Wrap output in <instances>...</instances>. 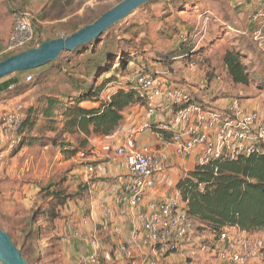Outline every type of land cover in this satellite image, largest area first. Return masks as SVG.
<instances>
[{
  "label": "rangeland",
  "instance_id": "rangeland-1",
  "mask_svg": "<svg viewBox=\"0 0 264 264\" xmlns=\"http://www.w3.org/2000/svg\"><path fill=\"white\" fill-rule=\"evenodd\" d=\"M121 1L123 0H0V51L12 30L14 15L17 13L32 15L37 41L54 40L66 38L67 26L74 24L82 29ZM235 5V0H155L140 6L108 29L99 37L98 43L114 38L115 43L123 44L126 38L134 50L138 48L140 51V60L147 61H153L160 54L171 53L182 45L193 48V55L191 53L190 57L195 54L197 56L191 61L182 59L172 61L170 65L152 63L153 72L174 84L178 80L182 83L181 86H185L183 83L186 81L193 90L200 86L203 89L198 92L199 97L209 98L217 91L215 77H220L223 88H232L238 96H243L239 101L242 106L245 104L246 111L250 110L264 117V50L258 48L253 41L255 27L251 24L252 4L249 2V24L236 11ZM233 48H239L245 54L242 62L247 66L245 73L250 77L247 86L234 85L226 77L223 59ZM67 54L63 53L62 56ZM110 67L112 70L115 65L111 64ZM49 70L50 67H42L17 73L18 84L0 94V118L21 107L20 114L26 115L30 110L27 114L29 119L39 118L37 128H40L44 120L41 108L46 99L57 96L62 98L69 88L64 83H58L57 79L45 80L44 75ZM138 72V68L133 67L128 76L116 74L101 93L102 100H107L119 84H124L128 79L133 80ZM29 76L32 77L31 82L26 81ZM206 76L213 78V82L207 84ZM99 83L100 80L97 81ZM189 91L192 92L190 89ZM248 100H252L250 107L245 103ZM60 126V121H57L55 131L44 132L43 136L37 130L31 131L30 136L41 139L31 147H27L28 139L24 138L11 153H6L11 140L6 138L4 147L0 149V154L5 156V161L0 163V228L10 234L20 252L25 251L30 242V239L24 238V232L35 230L38 240L32 249L38 253L39 259H36L34 253L27 255L29 264H74L75 261L63 251L65 243H58L62 237L59 238L52 230L53 223L40 217L42 210L51 202L44 198L41 190H59L65 196H71L69 202L74 201L78 197V188L80 189L79 186L75 188V176L89 163L94 137L86 139L80 134L66 135V141L63 142L77 150L75 155L67 157L62 155L63 150L67 149L66 145L58 147L50 141L63 140L57 136ZM84 140L86 144L83 143ZM109 152L113 154L111 149ZM98 163L95 162L96 165ZM205 235H201L199 240L208 241ZM260 239L264 245V233H259L258 240ZM188 240L181 244L182 247L188 246L187 250L176 249L174 253L162 258L160 264H218L212 254L201 250V241L193 242L194 237L191 235ZM261 253L264 256V248ZM117 263L111 250L103 249L99 264Z\"/></svg>",
  "mask_w": 264,
  "mask_h": 264
},
{
  "label": "trees",
  "instance_id": "trees-1",
  "mask_svg": "<svg viewBox=\"0 0 264 264\" xmlns=\"http://www.w3.org/2000/svg\"><path fill=\"white\" fill-rule=\"evenodd\" d=\"M157 2H163V0H157ZM21 14L23 13L15 14L14 19ZM78 30L80 27L77 25L67 26L65 37ZM100 38L77 48L67 56L61 55L55 62L43 66V68L50 67L44 75L45 80L57 79L58 83H64L69 88L62 98L57 96L46 99L41 108L44 120L40 128H37L39 118L29 119L27 117L30 110L26 115L21 113L22 123L18 133L22 142L24 138L28 139L27 147L41 140L30 136L31 131L37 130L40 136H43L44 132L53 133L57 121L61 123L57 136L63 140L57 142L56 139H52L50 141L58 147L66 145L67 149L63 150L62 155L67 157L75 155L77 150L71 149L67 142H63L66 141L64 138L66 135L80 134L86 139L90 136L111 137L122 125L128 109L134 106H145L136 83L138 76L158 77V74L152 70V63L160 62L170 65L172 61L183 59L189 62L197 56L195 54L190 57L193 48L182 45L172 50L171 53L155 56L153 61L151 59L149 61L140 60V51L138 48L134 50L128 39L125 38L123 44L115 43L114 38L98 43ZM48 41L51 40L39 39L37 41L34 38L25 49L1 57L0 62ZM243 55H245L244 52L239 48H233L223 59L226 77L234 85L247 86L249 83L248 78L250 77L245 73L248 69L242 62ZM111 64L115 65L112 70ZM133 67L139 70L135 78L119 84L116 91L103 101L100 97L101 93L114 80L115 75L119 73L128 76L129 70ZM15 75L6 78L7 83L2 91H7L11 86L18 84L17 80H12ZM58 76L62 77L58 78ZM205 79L207 83L213 80L207 76ZM98 80H100L99 84H97ZM175 84L181 86L182 83L177 80ZM157 126L158 124L152 122L150 130L168 140L172 139V131H164L158 129ZM83 143L86 144V141L84 140ZM174 188L184 203V213L191 221L185 240H188L190 235L198 238L200 233L205 232L206 235L211 236V239L204 242L201 240V242L213 248L220 234L226 229L236 228L249 235L264 229V154L239 155L234 160L216 159L205 165H196L192 171L177 181ZM41 191L44 193V198L51 202L46 209L42 210L40 217L52 222V230L56 231L60 213L72 198L65 196L59 190ZM7 234L10 236L9 233ZM24 235V238L30 239V242L25 247V251L22 250L20 253L29 264L27 255L34 253L36 259H39L38 253L33 252L32 249L38 238H36L35 230L24 232ZM12 242L14 243L13 240ZM174 252L175 250H171L169 253ZM262 259L264 260L263 254Z\"/></svg>",
  "mask_w": 264,
  "mask_h": 264
},
{
  "label": "built area",
  "instance_id": "built-area-1",
  "mask_svg": "<svg viewBox=\"0 0 264 264\" xmlns=\"http://www.w3.org/2000/svg\"><path fill=\"white\" fill-rule=\"evenodd\" d=\"M255 6L251 17L254 24L253 41L264 50V0H246ZM33 17L23 13L14 19L12 30L0 51V58L25 49L35 38ZM185 42V39L183 38ZM220 81V77H216ZM27 82L32 77L26 78ZM140 97L145 102L146 120L133 126L125 133L119 145H113V154L126 164L121 193L116 196V204L130 210L138 209L143 198L155 186L156 175L168 167L167 158L158 151L137 147V137L151 128V118L156 112L169 114L170 120L161 122L159 129L172 131L170 146L176 157L196 155V165H205L212 160H234L239 155L264 154V117L255 112H246L236 103L224 110L210 109L196 100L189 88L176 85L160 77L138 76L136 78ZM21 107L5 113L0 118V133L10 138L6 153L21 143L19 130L22 123ZM91 156L88 158V162ZM5 161L0 154V163ZM86 182L95 187L98 171L95 166H84ZM184 203L178 191L165 201H152L145 213H140L141 236L137 247L148 248L149 254L134 257L133 250L126 245L117 246L113 256L117 264H160L171 250L181 247L191 226V221L183 211ZM83 219L82 225H87ZM220 234L213 248L201 247L203 252L212 254L220 264H264L261 257L262 243L253 242L245 232ZM77 231L68 232L64 237L69 241L78 237ZM91 254L78 264H99L101 249L95 237L90 239Z\"/></svg>",
  "mask_w": 264,
  "mask_h": 264
},
{
  "label": "crops",
  "instance_id": "crops-1",
  "mask_svg": "<svg viewBox=\"0 0 264 264\" xmlns=\"http://www.w3.org/2000/svg\"><path fill=\"white\" fill-rule=\"evenodd\" d=\"M235 4L234 7H236V11L240 12L239 15L245 17L249 24V2L246 0H235ZM252 5L250 8L253 10L251 15H253L255 11V6ZM16 75L12 77V80H18V76ZM6 83L7 79L5 78L0 85V94L6 92L2 91ZM214 83L217 86V91L209 98L199 97L198 92L202 91V87L198 86L196 90H193L192 87L186 84V81L184 82L185 86L192 91V95L208 107H212L215 110H224L231 104L236 103L244 109L245 104L242 106V103L239 101L243 96H238L232 88H223L220 81L216 80ZM251 101L252 100H248L245 103L250 107L252 104ZM246 112L253 111L249 110ZM145 120V108L134 106L125 112L124 121L117 132L111 137H94L91 143L92 151L89 165L95 166L98 171L95 187L91 188L86 182L83 168L81 173L75 176V188L78 186L80 187V189L78 188V197H76L74 201L69 202L61 211L60 218L63 217V219H59V225L55 231V234L59 238L62 237L58 243L61 245L65 243L62 249L66 255L75 260L74 264H78L91 254L89 242L92 237L97 239L101 254L103 253V249H110L112 257L117 262L118 260L113 256V250L120 245L129 246L133 250L135 258H139L142 254L148 255V248L136 246L141 236V222L138 219V215L141 212H146V208L150 202L165 201L167 196L172 194L177 181L188 172L192 171L196 166L195 154L185 157H176L170 146L171 140L149 129L137 137L136 145L140 148L161 152L168 160V167L163 172L156 175L154 189L146 194L143 198L142 205L138 209L130 210L126 206L116 204V196L121 193L123 176L126 173V164L124 159L116 157L114 154H111L109 150L113 145H119L122 142L129 128L139 126ZM169 120V114L160 112H156L155 116L151 118V122L158 124V129L161 122L167 123ZM0 137L1 149L4 147L6 138L3 137L1 133ZM97 161L99 163L96 165L95 162ZM83 219H86L88 222L86 226L82 225ZM74 231H77L79 236L65 241L64 237L66 234ZM225 231L230 233L237 232L236 228L226 229ZM259 233H264V229L252 235L247 233L246 235H248L253 242L263 243V240H258ZM203 234L206 233L202 232L199 236L201 237ZM205 237L209 240L211 239V236H208V234L205 235ZM196 241H199V237H194L193 242ZM181 249L187 250L188 246L181 247ZM217 263L220 264L218 261Z\"/></svg>",
  "mask_w": 264,
  "mask_h": 264
},
{
  "label": "water",
  "instance_id": "water-1",
  "mask_svg": "<svg viewBox=\"0 0 264 264\" xmlns=\"http://www.w3.org/2000/svg\"><path fill=\"white\" fill-rule=\"evenodd\" d=\"M155 0H123L93 23L66 38L33 46L0 62V81L14 74L38 69L55 62L63 53L97 40L108 29L124 20L140 6ZM0 264H28L10 236L0 228Z\"/></svg>",
  "mask_w": 264,
  "mask_h": 264
}]
</instances>
